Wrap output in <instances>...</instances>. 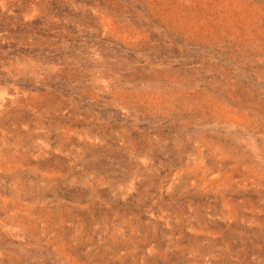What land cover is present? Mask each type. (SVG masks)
<instances>
[{
	"label": "rangeland",
	"instance_id": "374dc122",
	"mask_svg": "<svg viewBox=\"0 0 264 264\" xmlns=\"http://www.w3.org/2000/svg\"><path fill=\"white\" fill-rule=\"evenodd\" d=\"M0 264H264V0H0Z\"/></svg>",
	"mask_w": 264,
	"mask_h": 264
}]
</instances>
